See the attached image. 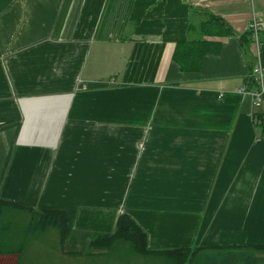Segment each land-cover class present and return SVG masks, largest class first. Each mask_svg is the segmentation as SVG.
Returning <instances> with one entry per match:
<instances>
[{
    "label": "crops",
    "instance_id": "0c3cea01",
    "mask_svg": "<svg viewBox=\"0 0 264 264\" xmlns=\"http://www.w3.org/2000/svg\"><path fill=\"white\" fill-rule=\"evenodd\" d=\"M211 14L235 34L191 29ZM197 39L222 50L185 70ZM259 66L264 0H0V200L76 211L78 243L122 215L153 250L264 243Z\"/></svg>",
    "mask_w": 264,
    "mask_h": 264
},
{
    "label": "trees",
    "instance_id": "16d2710c",
    "mask_svg": "<svg viewBox=\"0 0 264 264\" xmlns=\"http://www.w3.org/2000/svg\"><path fill=\"white\" fill-rule=\"evenodd\" d=\"M191 29L199 30L204 35L228 36L235 34L233 28L226 20L215 14H211L208 21L203 22L199 27L191 25ZM251 39L252 32L241 36L242 44L246 48ZM222 44L202 39L188 41L178 45L175 52V60L185 70H197L207 54H219ZM258 122L263 126L264 114H255ZM26 212L30 220L26 225L22 224L21 229L15 227L17 222L15 212ZM76 218L74 210L45 209L41 211L22 209L18 205L0 200V253L20 254V261L28 258L31 246L37 241L47 239V234L54 240L53 234L58 236L56 249L64 250L66 245L73 240V224ZM14 225V226H13ZM14 229V232L12 231ZM56 229V232H52ZM53 235V236H52ZM48 242V243H51ZM91 250H99L102 254H110L115 251L121 243L130 246L131 252L143 257H162L166 264H221L230 261L228 264H250L264 263V243L242 244L211 247L177 248L168 250H153L148 246L147 233L128 215L119 218L116 231L112 234H99L84 241ZM15 245V246H14ZM258 253L259 258L255 255ZM78 255V252L74 253ZM101 254V255H102Z\"/></svg>",
    "mask_w": 264,
    "mask_h": 264
},
{
    "label": "rangeland",
    "instance_id": "374dc122",
    "mask_svg": "<svg viewBox=\"0 0 264 264\" xmlns=\"http://www.w3.org/2000/svg\"><path fill=\"white\" fill-rule=\"evenodd\" d=\"M17 222L15 221V227L21 229L22 224L26 225L30 220V216L26 212H15ZM14 226V225H13ZM56 229H52V232H56ZM14 232V229L12 230ZM47 239H42L37 241L31 246L29 250L28 258H25L26 264H166V260L162 257H141L135 255L131 252L130 246L126 243H121L115 251H112L110 254H102L99 250H92L94 256H92L91 250L88 249L86 242L82 243H71L62 251L56 249L55 246H58V242L53 241L51 236L47 234ZM53 238L55 241H58V236L56 234ZM52 235V236H53ZM51 242V243H48ZM15 246V245H14ZM78 252L77 254H74ZM102 254V255H101ZM259 258L258 253L255 255ZM222 260L225 262L221 264H228L230 261H226L225 257H222ZM23 263V264H25ZM250 264H264L252 262Z\"/></svg>",
    "mask_w": 264,
    "mask_h": 264
},
{
    "label": "built area",
    "instance_id": "2783aa9c",
    "mask_svg": "<svg viewBox=\"0 0 264 264\" xmlns=\"http://www.w3.org/2000/svg\"><path fill=\"white\" fill-rule=\"evenodd\" d=\"M261 25L256 18H254L249 30L253 36L258 38ZM245 99H250L254 108H262L264 106V69L259 66L253 71L249 81L237 89Z\"/></svg>",
    "mask_w": 264,
    "mask_h": 264
}]
</instances>
